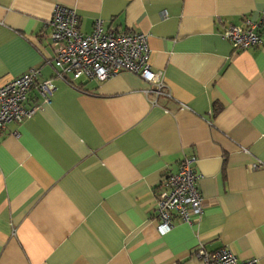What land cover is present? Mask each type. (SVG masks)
<instances>
[{"label":"crops","instance_id":"obj_1","mask_svg":"<svg viewBox=\"0 0 264 264\" xmlns=\"http://www.w3.org/2000/svg\"><path fill=\"white\" fill-rule=\"evenodd\" d=\"M57 4L83 33L95 20L147 33L163 93L129 71L58 78ZM262 12L264 0H0V83L36 67L55 86L47 102L32 87L35 112L0 129V264H202L200 245L264 264V43L234 50L220 35ZM185 156L205 209L159 234L156 191Z\"/></svg>","mask_w":264,"mask_h":264},{"label":"built area","instance_id":"obj_2","mask_svg":"<svg viewBox=\"0 0 264 264\" xmlns=\"http://www.w3.org/2000/svg\"><path fill=\"white\" fill-rule=\"evenodd\" d=\"M55 75L73 86L80 80H106L120 71H129L150 83L156 95L165 88L163 72L153 71L149 61L148 34L137 31L104 30L95 20L92 30L83 33L73 7L57 4L48 22ZM264 25V12L256 22L244 18L242 25L229 24L220 32L234 50H244L264 43L256 31ZM49 62V60H47ZM40 72L32 67L18 77L0 83V129L13 121L21 123L37 109L25 107L29 89L34 86L47 102L55 86L50 79L39 81ZM155 103V102H153ZM194 156L183 157L175 173L167 174L156 191L157 231L164 234L175 221L191 223L203 215L205 204L198 191L199 175ZM255 166V165H254ZM195 255L202 264H255L256 258L239 260L229 249L207 251L200 245Z\"/></svg>","mask_w":264,"mask_h":264},{"label":"rangeland","instance_id":"obj_3","mask_svg":"<svg viewBox=\"0 0 264 264\" xmlns=\"http://www.w3.org/2000/svg\"><path fill=\"white\" fill-rule=\"evenodd\" d=\"M21 75H22V74H21ZM32 87H34V86H32ZM32 87H31V88H32ZM31 88H30V89H31ZM30 89H29V91H30ZM29 91H28V93H29ZM38 93H39V92H38ZM40 95H41V94H40ZM27 97H28V94H27ZM42 98H43V97H42ZM34 105H38V104H34Z\"/></svg>","mask_w":264,"mask_h":264},{"label":"trees","instance_id":"obj_4","mask_svg":"<svg viewBox=\"0 0 264 264\" xmlns=\"http://www.w3.org/2000/svg\"><path fill=\"white\" fill-rule=\"evenodd\" d=\"M79 86V85H78Z\"/></svg>","mask_w":264,"mask_h":264}]
</instances>
